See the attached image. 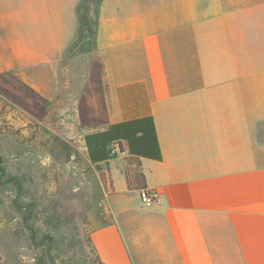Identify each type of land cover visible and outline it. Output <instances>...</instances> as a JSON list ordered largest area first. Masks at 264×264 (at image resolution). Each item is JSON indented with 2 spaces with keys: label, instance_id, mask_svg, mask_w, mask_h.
I'll list each match as a JSON object with an SVG mask.
<instances>
[{
  "label": "crops",
  "instance_id": "1",
  "mask_svg": "<svg viewBox=\"0 0 264 264\" xmlns=\"http://www.w3.org/2000/svg\"><path fill=\"white\" fill-rule=\"evenodd\" d=\"M80 2L0 0V73L45 98L47 117L71 119L83 142L120 143L95 163L108 188V222L89 235L99 262L264 264V0H102L94 42L108 124L96 129L78 119L88 71L80 78L66 56ZM128 156L157 202L127 188Z\"/></svg>",
  "mask_w": 264,
  "mask_h": 264
},
{
  "label": "rangeland",
  "instance_id": "2",
  "mask_svg": "<svg viewBox=\"0 0 264 264\" xmlns=\"http://www.w3.org/2000/svg\"><path fill=\"white\" fill-rule=\"evenodd\" d=\"M95 52L90 41L74 47L80 78ZM66 120L34 119L0 95V264H100L86 237L108 222L98 180L106 172Z\"/></svg>",
  "mask_w": 264,
  "mask_h": 264
},
{
  "label": "trees",
  "instance_id": "3",
  "mask_svg": "<svg viewBox=\"0 0 264 264\" xmlns=\"http://www.w3.org/2000/svg\"><path fill=\"white\" fill-rule=\"evenodd\" d=\"M102 0H81L77 13V35L74 42L67 51V59L74 58L73 49L76 45L85 42H92L95 46V36L97 32V10ZM105 71L104 63L95 55L89 62L87 78L80 92L78 104V119L81 127L96 129L108 124V114L105 101V85L103 75ZM0 95L10 101L32 118L43 120L48 114V102L34 90L29 88L17 77L9 73H0ZM109 137L104 133L88 135L85 143L89 151L91 164L96 168H101L95 164L97 161L111 157V149L106 146L109 143ZM118 146L119 153H123L120 143H114ZM126 167L124 168L127 188L140 192L146 189L144 175L140 171V161L137 157L128 156L125 159ZM99 181L103 186L107 185L106 173L99 174ZM58 219L53 214L50 219ZM30 219V217H27ZM25 218V221L27 220ZM88 245H91L90 236L86 237ZM54 242L50 240L52 245ZM92 251L95 253L94 248ZM96 256V254H95ZM96 261L99 262L97 256ZM100 263V262H99ZM101 264V263H100Z\"/></svg>",
  "mask_w": 264,
  "mask_h": 264
},
{
  "label": "built area",
  "instance_id": "4",
  "mask_svg": "<svg viewBox=\"0 0 264 264\" xmlns=\"http://www.w3.org/2000/svg\"><path fill=\"white\" fill-rule=\"evenodd\" d=\"M111 153L113 155L119 153L117 145L112 146ZM138 197H139L141 203H143L145 205L153 204V203L157 202V199H158L157 193L155 191L148 190V189H144V190H141L140 192H138Z\"/></svg>",
  "mask_w": 264,
  "mask_h": 264
}]
</instances>
